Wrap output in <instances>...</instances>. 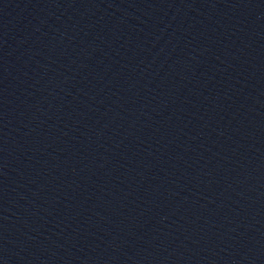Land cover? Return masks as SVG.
Returning <instances> with one entry per match:
<instances>
[{
	"label": "water",
	"instance_id": "1",
	"mask_svg": "<svg viewBox=\"0 0 264 264\" xmlns=\"http://www.w3.org/2000/svg\"><path fill=\"white\" fill-rule=\"evenodd\" d=\"M0 264H264V0H0Z\"/></svg>",
	"mask_w": 264,
	"mask_h": 264
}]
</instances>
